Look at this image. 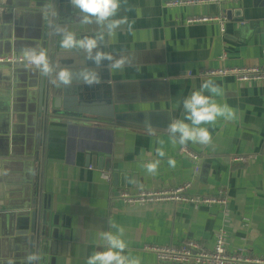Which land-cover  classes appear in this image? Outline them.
I'll use <instances>...</instances> for the list:
<instances>
[{
	"label": "crops",
	"instance_id": "crops-1",
	"mask_svg": "<svg viewBox=\"0 0 264 264\" xmlns=\"http://www.w3.org/2000/svg\"><path fill=\"white\" fill-rule=\"evenodd\" d=\"M167 1L128 0L117 18L127 16L135 21L132 31L124 26L112 41L116 45L118 34L126 41L135 34L137 43L146 46L129 45L141 51V60H163L164 66L172 67L175 84H186L175 118H183L182 101L199 71L222 66L264 71V0L174 8L167 7ZM24 6L21 0H0V54H22V49L36 46L43 49L45 23L38 10L37 14ZM221 14L229 19L223 34L215 23H185L190 18ZM237 21L247 25L238 26ZM87 27L93 35L99 30L96 24ZM126 48L124 44L123 50ZM219 53L226 54L225 62L217 63ZM37 70L34 65L0 67V264H25L38 209L41 214L43 207L39 198L40 147L35 158L42 98L39 101L38 89L28 84ZM208 79L223 89V96L215 97L217 102H226L237 114L234 120L218 118L215 124L202 125L211 133L210 143L190 142L202 151L198 154L200 167L210 165L204 183L199 182V174L194 176L192 161L179 152L180 147H189L171 144L167 131L154 128V134H149L145 126L123 122L48 124L42 195L50 198L49 217L58 220L59 233L64 224L69 227L68 240L59 243L54 257L57 264H86L91 254L103 251L98 234L109 230V220L125 228L127 253L139 256L142 264H156L154 249L159 246L195 240L211 249L219 232L227 239L228 253L242 251L264 259V81L239 83L230 76ZM171 97L175 99V93L168 94V102ZM142 98L153 97L144 92ZM152 105L136 104L134 112L156 111ZM158 140L164 141L167 153L162 159L156 155ZM209 144L224 155L205 152ZM236 156L253 160L229 162ZM168 158L176 161L175 167L169 166ZM156 159H161L157 174H148L144 165ZM124 171L137 174V188H126ZM102 172L111 173L108 184L100 179ZM187 181L192 182L189 195L223 194L227 211L191 203L129 207L113 202L110 196L121 190H168Z\"/></svg>",
	"mask_w": 264,
	"mask_h": 264
},
{
	"label": "water",
	"instance_id": "water-1",
	"mask_svg": "<svg viewBox=\"0 0 264 264\" xmlns=\"http://www.w3.org/2000/svg\"><path fill=\"white\" fill-rule=\"evenodd\" d=\"M21 2L25 4L24 8L31 9L36 13L35 10H38L45 23L47 40L43 44V49L47 50L51 67V71L47 74H43L39 70L36 73L33 72L34 76L30 77L33 80L30 78L28 80L30 86L38 89L39 101L40 97L42 98V106L38 109L36 125L37 152L35 158L38 159V148L40 147L39 198L43 204L41 214H39L40 210L38 209L35 229L30 236L28 255L38 256V261L33 262V264H57L58 260L54 257H56L59 243L68 240L69 227L64 224L65 228L61 234L59 233L58 220L55 216L51 219L49 217L50 198L47 200L45 195H42L44 147L48 124L52 122L68 123L69 120H89L109 124L123 122L145 126L148 122L153 128L166 131L170 118H175L177 114L180 98L186 84L184 82L180 85L175 84L173 80L176 76L171 75L172 67L164 66L163 60L149 62L147 57L145 60H141V51L132 49L129 45L133 43L139 47L146 46L137 43L135 34H132L128 41L121 34H118L116 45L113 44L112 37L108 36L102 47L104 52L114 58L126 56L129 63L122 69L116 70L108 67L109 61H104L97 68L82 50L60 47L61 35L57 33V27L73 32L77 38L93 35L87 24L81 23L79 11L72 8L70 0H21ZM80 32L82 34H79ZM124 44H127L125 50H123ZM11 66L0 65V67ZM61 69H67L72 73V82L69 86H65L58 80V73ZM90 73L99 74L98 82H86L85 74ZM87 79L92 80V76L87 75ZM206 80L207 78L200 79L198 77L191 80L187 96L193 91L199 90L201 84ZM144 92L153 98H142ZM169 93L171 95L175 93V99L171 97L170 102H168ZM175 101L178 103L175 104ZM140 103H153L152 107L156 111L135 113L137 107L134 105ZM114 130H120V128L114 127ZM263 132L264 127L262 135ZM186 145L197 154L202 153L201 149L190 144V142ZM205 152L224 155V152H217L211 144L205 148ZM98 156L102 157L103 155L99 154ZM209 168L210 165L208 164L201 165L200 183L205 182ZM124 174L126 188H130V186L137 188L135 184L137 174L131 171H124Z\"/></svg>",
	"mask_w": 264,
	"mask_h": 264
},
{
	"label": "clouds",
	"instance_id": "clouds-1",
	"mask_svg": "<svg viewBox=\"0 0 264 264\" xmlns=\"http://www.w3.org/2000/svg\"><path fill=\"white\" fill-rule=\"evenodd\" d=\"M127 3L128 0H70L72 8L79 11L81 23L96 24L99 30L93 36L77 38L73 32L57 27L56 31L61 35L60 47L82 50L97 68L104 61H109L108 67L116 70L122 69L129 63L128 58L126 56L114 58L104 52L102 47L106 37H115L122 27L126 26L127 31H132L135 21L130 22L127 16L117 18L121 7ZM137 13L139 15V10ZM22 54L41 73L47 74L51 71L46 49L39 48V46L24 48ZM87 75H91L92 80H88ZM85 79L88 83L98 82L99 74H85ZM58 80L65 86H69L72 82V73L67 69H61L58 73ZM223 94L222 87L208 79L201 84L199 90L193 91L184 98L182 101L183 118H170L166 129L170 143L173 145H186L189 142L208 144L212 136L208 127L202 125L215 124L218 118L236 119L237 109L232 108L226 102L218 103L215 99ZM145 127L149 134H154L155 129L150 123L146 122ZM157 143L160 146L156 148V155L162 159L167 155L163 147L164 141L158 140ZM161 159L144 165L148 174H157ZM167 163L170 167L176 165V161L172 158H168ZM108 224L109 230L98 234L99 240L103 242L104 250L91 254L86 264H142L139 256L127 253L129 241L126 239L125 228L112 220H109ZM38 259L36 255H28L25 258V264H33Z\"/></svg>",
	"mask_w": 264,
	"mask_h": 264
},
{
	"label": "built area",
	"instance_id": "built-area-1",
	"mask_svg": "<svg viewBox=\"0 0 264 264\" xmlns=\"http://www.w3.org/2000/svg\"><path fill=\"white\" fill-rule=\"evenodd\" d=\"M242 0H168L165 5L169 8L201 6L209 4L233 3ZM229 22L226 14L218 16H202L190 18L185 21L186 24L195 23H215L220 32L225 33L226 24ZM238 26L247 25L246 21H237ZM227 59L225 53H219L216 56L217 63H223ZM0 65L31 67L33 64L26 60L22 54H4L0 55ZM192 73L189 72V75ZM233 77L239 83H251L264 81V71L258 67H233L222 66L214 69L199 71L198 78L215 77ZM179 152L188 157L193 163V174L197 176L200 172V156L187 147H180ZM253 160L251 156L231 157L229 162L232 164H247ZM100 179L109 183L111 180L110 172H102ZM192 182L187 181L182 185L168 190H141L138 192H129L125 190L117 191L115 195H110L113 202H120L129 207H151L161 204L191 203L193 205L218 206L224 212L227 211V198L219 193L216 196L189 195ZM227 239L223 232L215 235L214 243L211 249L195 240H189L178 245L159 246L154 249L156 264H264V259L249 257L242 251L230 254L227 249Z\"/></svg>",
	"mask_w": 264,
	"mask_h": 264
}]
</instances>
